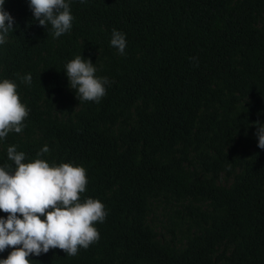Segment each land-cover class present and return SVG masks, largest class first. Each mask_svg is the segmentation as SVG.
I'll return each mask as SVG.
<instances>
[{
	"label": "trees",
	"instance_id": "obj_1",
	"mask_svg": "<svg viewBox=\"0 0 264 264\" xmlns=\"http://www.w3.org/2000/svg\"><path fill=\"white\" fill-rule=\"evenodd\" d=\"M66 2L72 28L53 38L26 0H5L15 30L0 45V81L17 85L29 114L0 140V167H14L9 146L25 163L83 167L81 201L107 216L87 249L31 264H264V149L252 127L264 124V0ZM77 55L110 82L99 103L68 87Z\"/></svg>",
	"mask_w": 264,
	"mask_h": 264
},
{
	"label": "clouds",
	"instance_id": "obj_2",
	"mask_svg": "<svg viewBox=\"0 0 264 264\" xmlns=\"http://www.w3.org/2000/svg\"><path fill=\"white\" fill-rule=\"evenodd\" d=\"M33 20L38 26H51L53 38L72 28L74 19L66 0H26ZM84 3L85 0H80ZM0 0V45L7 42L14 29V18L4 9ZM110 45L123 55L126 39L113 30ZM68 87L75 91L79 102H95L106 95V77L96 75L97 68L90 59L77 55L64 66ZM31 74L22 77L30 84ZM29 109L21 103L17 85L9 80L0 81V140L10 132L21 133ZM257 147L264 149V124L256 121ZM45 145L37 156L48 153ZM7 158L14 167H0V253L8 255L0 264H31L29 256H40L59 249L75 256L79 249H87L99 240L95 223H103L107 211L99 201L87 198L81 201L88 183L86 170L80 166L62 163L51 165L43 159L25 163V154L15 146L7 148ZM43 217V219H41Z\"/></svg>",
	"mask_w": 264,
	"mask_h": 264
}]
</instances>
